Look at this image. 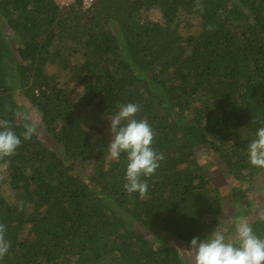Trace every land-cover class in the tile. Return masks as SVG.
Instances as JSON below:
<instances>
[{"label":"trees","instance_id":"16d2710c","mask_svg":"<svg viewBox=\"0 0 264 264\" xmlns=\"http://www.w3.org/2000/svg\"><path fill=\"white\" fill-rule=\"evenodd\" d=\"M197 2L0 0V122L22 141L0 159V223L11 242L0 264H188L166 238L188 248L225 218L264 238L244 190L264 174L247 152L264 127V0H199L203 11ZM151 10L162 23L143 17ZM127 103L140 106L135 118L165 156L142 177L143 198L124 189L127 154L108 152L110 119ZM28 106L45 134L36 127L24 140ZM7 181L16 205L2 195Z\"/></svg>","mask_w":264,"mask_h":264},{"label":"clouds","instance_id":"9594fccd","mask_svg":"<svg viewBox=\"0 0 264 264\" xmlns=\"http://www.w3.org/2000/svg\"><path fill=\"white\" fill-rule=\"evenodd\" d=\"M196 7L203 11V5ZM140 111L136 103L120 106L119 111L110 119L112 139L108 146L111 158L118 160L122 153L127 154L126 183L124 189L129 193H139L143 198L148 192V184L142 177H150L159 169L165 159L162 152L153 148L155 132L146 119L137 120ZM28 121L29 117L25 116ZM24 140H31L36 134V125L24 124ZM0 159L15 155L21 146V138L8 122H0ZM249 162L252 166L264 169V127H260L255 138L247 147ZM236 239L226 237L219 229L205 240L199 237L191 240L188 247L194 253L193 264H264V238L258 236L253 227L243 218L235 221ZM11 242L6 239V226L0 223V259L9 252Z\"/></svg>","mask_w":264,"mask_h":264},{"label":"rangeland","instance_id":"374dc122","mask_svg":"<svg viewBox=\"0 0 264 264\" xmlns=\"http://www.w3.org/2000/svg\"><path fill=\"white\" fill-rule=\"evenodd\" d=\"M143 17H146L155 22H161V23L163 22L162 17L157 10H151V11L145 12L143 14ZM193 23H194V26L196 27L198 24V21L194 20ZM195 30H197V27L195 28ZM47 73L49 75L57 76L58 81L62 82L63 84L68 82L67 77H66L67 73L66 72L61 73L59 70L56 69V66H50L47 70ZM77 91L81 92L82 89H78ZM23 114L29 117L30 121L36 125V127L41 131L43 135L45 134L44 130L42 129L41 122H40V115L38 113H36L33 110H30L28 106L23 111ZM39 127H41L42 130ZM93 134L98 135V132L95 130ZM199 155H200V158H199L200 163L202 165L209 164L211 162L209 157L206 156L205 152H199ZM207 170L209 174L211 175V178H212V175L213 177H215V184H217L219 187H224V186L226 187V183L222 175L217 169L210 167V169L208 168ZM5 177H8L7 171L3 170L0 174V178H5ZM227 188L224 189L223 194H224V197H226L225 198V209L227 210L226 214H229L230 208H231V198H230L231 196L229 195ZM1 189H2V195L6 199V201L10 205H16L17 204L16 191L12 187H10L8 181L6 183H3V186ZM244 190L247 192V198L245 202H246V205H248L250 209V212L247 216L248 220L253 221L257 217H264V174L260 175V178H258L257 180L251 181L250 183L246 184V186L244 187ZM231 214H233V210ZM226 219L227 218L224 219L225 221L223 220L224 222L220 223V228L218 229L223 231L226 237L233 240L234 238H236L235 227L232 226V224H230L231 219L230 220L229 219L226 220ZM166 241H168L170 244L175 245L176 247L180 249L183 257L188 262V264H193L194 253L191 250H189L187 247H184V245L179 241H173V240H170L169 238H166Z\"/></svg>","mask_w":264,"mask_h":264},{"label":"built area","instance_id":"2783aa9c","mask_svg":"<svg viewBox=\"0 0 264 264\" xmlns=\"http://www.w3.org/2000/svg\"><path fill=\"white\" fill-rule=\"evenodd\" d=\"M62 7H67L73 4L76 0H55ZM84 9H89L93 5L94 0H81Z\"/></svg>","mask_w":264,"mask_h":264}]
</instances>
